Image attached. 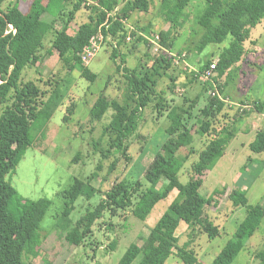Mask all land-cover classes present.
Instances as JSON below:
<instances>
[{
    "label": "trees",
    "instance_id": "1",
    "mask_svg": "<svg viewBox=\"0 0 264 264\" xmlns=\"http://www.w3.org/2000/svg\"><path fill=\"white\" fill-rule=\"evenodd\" d=\"M84 1L86 0H31L27 9L23 10L22 0H0V264H36L35 259L39 256L43 242L38 232L51 206L48 198L23 200L17 188L7 179L9 174L16 171L27 149L34 144L33 130H43L61 99V87L57 82L52 91L59 95L58 100L50 98L46 101L48 91L33 81L23 79L24 70L34 67L42 60L46 38L52 36V46L67 69H78L83 77L94 81L97 74L91 71L88 64L83 63L79 52L90 43L94 35L102 31V46L108 44L112 47L111 58L117 64V70L123 72L129 93L123 100L102 95L95 102L91 114L94 119L100 120L110 108L115 111L106 127L109 137L107 153L111 149L122 151L127 160L131 158L126 141L136 133L144 109L157 94L155 77H161L162 71L175 65L173 57L166 54L155 58L150 69L144 71L140 69L145 68L146 64L134 68L126 65L121 45L126 43L129 34L135 39L133 47L141 41L149 42L146 37L131 29L128 20L135 11H149L151 0H92L93 3L89 5L84 4ZM190 2L191 0H161V8L172 22V27L183 25L180 18L184 17ZM205 4L196 20L199 28L192 32L199 37L195 49L201 52L208 45L221 44L231 36L229 45L219 54L216 67L218 77L226 76L225 83L229 84L234 66L242 60L245 53L243 41L246 31L264 19V0H205ZM82 7L90 11L89 18L80 24L74 34H70V25ZM160 35L161 43L169 47V31L160 32ZM215 59L208 58L196 71L187 72L189 68H183L185 76L181 81L182 85L186 87L197 82L202 84L203 91L212 88L213 83L210 80L201 81L200 75ZM172 79L173 88L177 85L176 81L180 80L179 76ZM214 81L217 82V79L214 78ZM51 83L52 80H49L48 84ZM217 87L220 89L219 95L210 96V102L201 107L196 116L192 110L200 100L198 95L191 100L185 98L178 107H170L166 98H161L155 104L159 115L169 110L171 123L167 128L168 139L145 171L149 188L144 190V184L140 180L132 179L113 184L101 201L94 208L88 209L67 230L65 237L71 245L79 246L92 235L95 224L106 212L116 215L119 209L125 208L131 201L134 205L133 214L146 221L155 205L177 190L178 197L151 228L144 244L140 246L131 243L118 264H165L172 256L180 258L184 264H199L198 254L193 248L197 233H206L210 239L221 235L219 225L209 218H202L205 205L210 202V198L206 199L199 193L202 177L225 154L227 147L241 130L248 132L247 126L238 129L236 124L253 112L255 117L263 113L261 102H255L251 109L242 108L231 124L217 126L219 115H227L224 111L231 103L227 98L229 96L224 93V86L218 84ZM195 117L197 123L190 124ZM195 134H208L211 139L200 150L198 160L193 163L192 176L183 183L179 179V173L189 155L196 151L193 145ZM249 147L254 152L264 151V130L257 131ZM184 148H189V152L179 156L178 152ZM116 163L114 161L111 164V170L116 168ZM95 176L92 173L85 180L76 178L70 188L64 191V215L71 213L78 198L91 199L98 193L92 183ZM164 178L167 179L166 183L162 182ZM241 188H234L229 198L233 205L246 208V218L210 264H232L264 218V205L250 204L247 189ZM181 220L188 225L186 235L189 237L182 243L180 235H177ZM258 258L260 264H264V249Z\"/></svg>",
    "mask_w": 264,
    "mask_h": 264
},
{
    "label": "rangeland",
    "instance_id": "2",
    "mask_svg": "<svg viewBox=\"0 0 264 264\" xmlns=\"http://www.w3.org/2000/svg\"><path fill=\"white\" fill-rule=\"evenodd\" d=\"M30 1L22 0L23 9L27 8ZM205 5V0H191L184 17L180 18L183 25L172 27V22L167 19L165 11L161 8V0H151L149 11H135L128 21L133 27L132 30L148 38L169 31L168 42L171 47L163 46L172 52H187V60L191 65L187 72L196 71L208 58H218L220 52L231 41L229 36L223 43L210 44L201 52L195 49L199 37L192 32L199 28L196 20ZM89 13L86 7L77 12L75 20L70 25V34H74L80 24L88 20ZM58 27L60 28L59 25ZM134 40L131 35V40L127 38L126 43L121 45L126 65L129 67L146 64L145 68L140 69L144 71L150 69L153 60L159 57V54L172 57L163 50L156 52L149 42L141 41L133 47ZM243 43L245 53L242 60L234 66L229 84L225 83L226 76L218 77L215 73L210 80L213 87L208 91H203L202 84L197 82L186 87L182 85L181 81L185 76L183 62L175 63L165 72L161 70L163 73L161 77L158 75L155 77L157 94L152 103L144 109L136 133L126 141L131 158L127 160L122 151L111 149L107 153L109 137L106 134V127L115 111L110 108L100 120L94 119L91 114L95 102L102 95L123 100L129 93L128 82L123 72L117 70V64L111 58L112 47L108 44L102 46L88 64L91 71L97 74L96 79L90 81L82 76L80 70L67 69L52 46V36L46 38L42 60L34 67L25 69L23 79L33 81L48 91L46 101L50 98L53 101L58 100L59 95L52 91L57 82L61 87L59 93L61 99L43 130L36 131V128L33 130L34 144L27 149L16 171L7 176L23 200L39 198L51 200V206L38 232L43 242L39 256L35 259L36 264H118L131 243L140 246L144 244L151 228L178 197L177 190L158 202L146 221L138 219L133 214L134 205L131 201L125 208L119 209L116 215L106 212L95 224L92 235L79 246L71 245L65 236L67 230L74 226L88 209L94 208L116 182L140 180L144 184V190L149 188L145 171L168 139L167 128L171 123L168 117L169 110L159 115L154 107L161 98H166L170 102V107H178L185 98L191 100L197 95L200 96L198 104L192 110L196 116L199 109L210 102L213 92H219L217 86L220 84L224 86V93L229 96H226L228 100L234 101L235 104L229 103L226 106L224 112H227V115H219L217 126L231 124L234 117L241 113L242 108L251 109L255 102H261L264 113V19L246 31ZM172 76L175 78L179 76L180 80L176 81L177 85L173 88ZM49 80H52L51 84H48ZM243 105L248 106L242 107ZM253 115L254 112L250 116ZM250 116L236 124L238 129L247 126L248 133H242L241 130L227 147L225 154L202 177L203 183L199 193L206 199L210 198V202L205 205L202 218H209L219 225L221 235L210 239L206 233H197L193 248L198 254L199 264H210L246 218V208L233 205L229 198L234 188H247L249 203L264 205V151L254 152L248 145L255 139L258 130H264V116L260 120ZM254 120L257 125L253 126ZM193 122L197 123V117L192 118L190 124ZM194 139L196 151L189 155L188 161L184 163L179 173V179L183 183L192 176V165L198 160L200 150L207 145L211 136L195 134ZM188 152L189 148H184L178 155H185ZM104 153L107 155L104 156ZM114 161H117V165L111 170L110 166ZM92 173L96 175L92 183L98 189V193L91 199L78 198L71 213L64 215V191L70 188L76 178L85 180ZM162 182L166 183L167 179L164 178ZM177 234L180 235L181 243L189 238L180 227ZM263 249L264 218L232 264H260L258 256ZM165 264L184 263L180 258L172 256Z\"/></svg>",
    "mask_w": 264,
    "mask_h": 264
},
{
    "label": "built area",
    "instance_id": "3",
    "mask_svg": "<svg viewBox=\"0 0 264 264\" xmlns=\"http://www.w3.org/2000/svg\"><path fill=\"white\" fill-rule=\"evenodd\" d=\"M125 1H129V0H125ZM93 1L92 0H86L84 1V4H92ZM118 10V8H117ZM133 27L131 26V29ZM147 37V36H146ZM128 39L131 40V35L129 34ZM149 43L151 46H153V49L156 52H159L160 50H163L165 53L168 52L174 59V62L176 64H180L181 62H183L185 64L184 69L190 68L191 65L188 63L187 57L188 54L187 52H180V53H176V52H172L171 50H168V48H165L163 46V44L161 43V35L160 34H156L151 38H148ZM104 40V35L102 33V31H100L98 34L94 35L91 40L90 43L81 51L79 52V55L81 57V60L83 61V63L85 64H89L90 61L96 56V54L99 52V50L102 47V43ZM160 55V54H159ZM219 58H216L212 64L210 65V67L206 68L202 73H201V79L204 81H209L212 79V77L215 75L216 73V67L218 64ZM218 94L219 92H213V95Z\"/></svg>",
    "mask_w": 264,
    "mask_h": 264
},
{
    "label": "crops",
    "instance_id": "4",
    "mask_svg": "<svg viewBox=\"0 0 264 264\" xmlns=\"http://www.w3.org/2000/svg\"><path fill=\"white\" fill-rule=\"evenodd\" d=\"M21 8L23 9V6L21 5ZM27 9V8H26ZM26 9H23V10H26ZM231 103H235V102H233V101H231ZM244 107H246V106H248V105H243ZM262 116H264V113H261V115L260 116H257V117H255V115L253 116L254 118H257V119H262L261 117ZM254 124H256L257 125V123H256V121L254 120L253 121V126H254ZM242 133H248V132H246V131H242ZM253 140H251L249 143H248V145H250V143L252 142ZM245 144H247V143H244V145ZM244 188H246L245 186H244ZM247 189V188H246ZM179 227L180 228H182V230L183 231H185V232H187V229H188V225L183 221V220H181V222H180V225H179ZM178 227V228H179ZM182 234V233H181ZM178 235V234H177Z\"/></svg>",
    "mask_w": 264,
    "mask_h": 264
}]
</instances>
